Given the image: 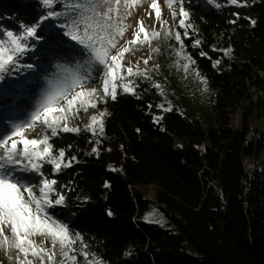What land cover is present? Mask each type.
Wrapping results in <instances>:
<instances>
[{"label": "trees", "instance_id": "trees-1", "mask_svg": "<svg viewBox=\"0 0 264 264\" xmlns=\"http://www.w3.org/2000/svg\"><path fill=\"white\" fill-rule=\"evenodd\" d=\"M218 1L216 11L188 0L189 18L203 35L187 32L184 38L178 23L168 26L171 38L160 34L146 69L150 79L130 78L136 95L121 90L115 101L98 103L106 110L103 132L79 128L53 141L71 166L53 177L66 201L50 211L107 264H264V0L247 6ZM42 12L39 0H0V25L17 28ZM61 31H43L41 42L61 43L50 72L57 63L83 62ZM176 31L196 61L188 70L176 56ZM252 88L261 92L255 103ZM169 102V112L157 107ZM236 113L241 123L233 129ZM246 160L259 164L250 169ZM149 186L167 227L142 221L152 204L144 193Z\"/></svg>", "mask_w": 264, "mask_h": 264}, {"label": "snow or ice", "instance_id": "snow-or-ice-1", "mask_svg": "<svg viewBox=\"0 0 264 264\" xmlns=\"http://www.w3.org/2000/svg\"><path fill=\"white\" fill-rule=\"evenodd\" d=\"M208 2L212 3L213 0ZM39 3L43 12L35 22L21 21L17 28L0 25V98L10 97L15 103L26 84L34 79L37 68L27 61L29 54L35 53L37 45L45 39V29L55 27L62 30L61 35L67 38L65 45L70 51L79 52L83 62L76 65L57 63L55 72L44 78L46 86L40 91L25 119H0V249L4 250L10 264L13 259L16 264H107L98 252L92 250L81 233L73 232L67 223L50 211L65 206L66 201L65 195L59 190L58 180L53 177L62 168L71 166L70 163H64L65 149L54 150L53 141L61 133H79V128L71 127L70 122L78 117L80 110L86 112L89 107L96 108L97 100H105L109 96L115 101L119 94L118 87L123 89L124 94L136 95L135 87L138 85L133 86V81L120 85L116 81L123 80L122 61L130 51V46L149 42V34L145 32L142 22H139V31L134 33L133 39L125 42L128 46L121 47L113 54L124 32L131 27L124 23L131 13H121L120 6L123 4L127 9L136 0H39ZM165 3L172 10L173 20L179 16L178 27L185 29L184 38H189L186 28L191 27V24H186V18L190 16V12L185 7L188 0H165ZM226 3L247 6L249 0H226ZM175 4L179 5L178 13L173 9ZM150 7L155 10L159 20L161 13L157 0H151ZM233 15L240 18L238 13ZM160 23L163 26L167 22L161 20ZM250 23L255 25L256 22L251 20ZM141 35L142 40L139 39ZM159 36L160 33L155 31L151 33L152 39ZM164 38L170 39L171 32L165 30ZM175 39L180 44L176 56L187 61L182 66L188 70L196 61L184 51V39L180 31H176ZM199 44L200 41L196 40L193 47ZM153 51L158 52L159 49ZM230 51L231 49L226 50ZM200 55L206 54L201 51ZM144 63L147 65L148 60ZM219 63L216 60L213 66ZM81 68L86 70L82 72ZM126 72L128 76L150 79L147 70L137 69L133 72L132 68H127ZM197 76H200L198 70ZM93 80L102 81L103 97L99 96L96 88L72 94L74 89L84 88L87 82ZM201 80L207 83L202 76ZM154 87L159 90L160 95H164L161 85L156 84ZM137 98L139 99L138 95ZM61 99L65 100L63 106L59 104ZM157 107L164 112L172 110L170 102L169 107H164L163 104ZM105 115L106 110L99 112V118ZM99 118L92 116V123L87 126V130L92 131L93 135L97 130L93 125H98L103 132L104 122ZM159 119L161 117H157L154 122ZM40 126L42 138L25 137V129L36 131ZM96 143L100 141L97 140ZM92 151L95 152L96 149L93 148ZM71 159L74 160L75 157ZM47 166H51L50 171ZM37 187L38 192H34L33 189ZM108 214L112 215L111 212ZM145 220L151 222L148 217ZM35 236L50 240L52 248H45L43 244L36 245L32 239ZM125 255H130V252Z\"/></svg>", "mask_w": 264, "mask_h": 264}, {"label": "rangeland", "instance_id": "rangeland-1", "mask_svg": "<svg viewBox=\"0 0 264 264\" xmlns=\"http://www.w3.org/2000/svg\"><path fill=\"white\" fill-rule=\"evenodd\" d=\"M197 2L200 5L206 7L207 9H214L217 11L221 8V5L219 4L218 0H213L212 3H209L208 0H197ZM217 4H219L220 6L217 7ZM150 5H151V0H136V3L127 9L123 6V4L120 6L121 13H124L125 11H128L131 13V15L127 16V18L124 21L125 24L131 25V27H128L127 30L124 32L123 42H122L123 44L121 47H125L126 46L125 42L133 39L134 33L139 31V27H140L139 22H142L145 32L149 34V42L143 43L142 45L138 43L136 45L138 46L137 48L132 50V52H130L129 54L125 55L122 61V70H121V75L123 76V80L116 81L117 85H120L121 83L127 84L129 83V81H131L130 79L131 76H128L126 72L127 68H132L133 72H136L137 69L146 70L148 67L151 66L150 63L154 59V54L156 52L153 50L158 49L159 44H160L157 39L151 38V34H150L151 32L155 31L161 34L168 28V26L171 27L174 24H177V23L179 24V16H177V18L173 20L172 10L168 8L167 4L165 3V0H157V7L159 8L160 13H161L159 20L157 19L155 15V10L151 9ZM173 9L178 13L179 5L175 4L173 6ZM161 20L166 21L167 23L162 26L160 23ZM46 23H51V22H46ZM189 23L191 24V27H188L186 29L188 31H191V29L196 30L195 24L188 17L186 18V24H189ZM139 39L142 40L143 35H141ZM36 51H37V48H36ZM36 51L35 53L29 54V59L27 62L33 63V61L36 59L35 58V55L37 54ZM115 52L113 54H115ZM150 56H151V59H149ZM145 60H148L147 65H145L144 63ZM76 64L77 63L71 64V65H76ZM55 70L56 69L54 68L52 72L49 71L50 73L44 74L43 76H41L40 80H35L34 78L31 83H27L25 90L23 91L22 94H20L19 99L16 100L15 103H13L10 97L0 98V119H11V120L25 119L28 113L32 110V106L36 102L40 91L46 86L44 78L51 76V74L55 72ZM81 71L83 72V68H81ZM29 75H32V74H29ZM21 79L23 80V77ZM5 83H7V81H5ZM117 90L123 91L121 87H118ZM76 91H90V90L84 89V88H76L73 90L72 94L74 95ZM7 99L8 101H6ZM59 103H60V106H63L65 104V100L61 99ZM98 103H97V107L99 105ZM78 119L80 121L83 120L82 112H79L78 117L76 119H73L71 122H77ZM41 127L42 126L38 127L36 131L25 129V132H24L25 137L29 139L42 138L43 131H41ZM95 127L97 129V125H95ZM246 161H247L246 165L250 169H252L253 167L257 166V164H259L258 161L257 162L255 161L253 163H250L248 160ZM38 190H39L38 187L33 189L34 192H38ZM144 193H146V196H148V198L152 201V204L150 206L151 208L144 213L142 217V221L146 222L145 217H148L149 221L151 222H146V223H151V224H156L158 226L160 225L162 227H167V221H166L165 215L159 209V207H156V203H155L156 192H154V188L150 186L146 187L144 188ZM32 239L34 240L36 245L43 244L45 248H48V249L52 248L51 241L46 240L42 236H35ZM13 256H15V253H13ZM29 259H31V256L29 257ZM0 264H10L3 249H0ZM11 264H16L15 259L11 261ZM37 264H39V262H37Z\"/></svg>", "mask_w": 264, "mask_h": 264}, {"label": "built area", "instance_id": "built-area-1", "mask_svg": "<svg viewBox=\"0 0 264 264\" xmlns=\"http://www.w3.org/2000/svg\"><path fill=\"white\" fill-rule=\"evenodd\" d=\"M195 26H196V30L195 29L194 30L191 29V31H188L186 29V31L187 32H190V33H194L195 35L196 34L203 35V34H201L199 32L198 26L197 25H195ZM46 32H49V28L46 29ZM122 44L120 45V47L122 46ZM217 44L218 43L212 44V46H216ZM59 45H61V43L58 40H55L54 42H40V47L37 48L36 53L37 54H41V56H40L39 60L36 59V62L34 63V65L37 68V73H36V75L34 77L35 80H40L41 79V76H43L44 74L48 73V71H49V67H48L49 61L54 57L55 50H56V48ZM126 46H128V45H126ZM137 47L138 46H135V47L134 46H130V51L128 53H126L125 55L129 54L130 52H132V50H134ZM119 48L117 50H119ZM92 88H96L99 96L100 97H103V93H102L103 92L102 81L100 83H98V85L97 84H88V85H85V87H84V89H89V90H91ZM251 90H252L251 102L255 103L258 100L259 95H261V92L258 89H256V88L255 89L252 88ZM108 99H110V101H112L111 97L109 96L105 100H98V102L104 103ZM232 119H233V122H232L233 129H237L240 126V123H241L240 114L239 113H236L234 115V118H232Z\"/></svg>", "mask_w": 264, "mask_h": 264}, {"label": "crops", "instance_id": "crops-1", "mask_svg": "<svg viewBox=\"0 0 264 264\" xmlns=\"http://www.w3.org/2000/svg\"><path fill=\"white\" fill-rule=\"evenodd\" d=\"M100 111H103V110H101L98 107H96V108L89 107L86 112L83 109H81L80 112H82V114H83V120L82 121L78 120L77 122H72V123H70V126L71 127H78L80 129H83V130H85V129L87 130V126L90 123H92L91 117L95 115L99 118V112ZM99 119H103V118H99ZM93 126L95 127V125H93ZM97 129L99 130L98 125H97ZM90 132H92V131H90Z\"/></svg>", "mask_w": 264, "mask_h": 264}]
</instances>
